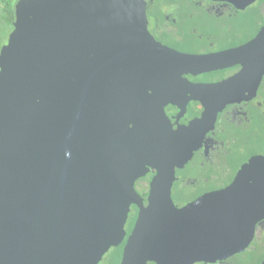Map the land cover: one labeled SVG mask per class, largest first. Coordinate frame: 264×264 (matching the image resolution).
Here are the masks:
<instances>
[{
    "label": "water",
    "instance_id": "obj_1",
    "mask_svg": "<svg viewBox=\"0 0 264 264\" xmlns=\"http://www.w3.org/2000/svg\"><path fill=\"white\" fill-rule=\"evenodd\" d=\"M14 15L0 48V264H98L122 242L119 264L217 263L245 251L264 218V157L177 207L185 135L163 107L184 84L207 93L213 119L254 94L264 25L240 47L192 55L154 39L139 0H17ZM223 62L241 69L211 85L181 76ZM152 169L142 207L134 182Z\"/></svg>",
    "mask_w": 264,
    "mask_h": 264
},
{
    "label": "flooded vegetation",
    "instance_id": "obj_2",
    "mask_svg": "<svg viewBox=\"0 0 264 264\" xmlns=\"http://www.w3.org/2000/svg\"><path fill=\"white\" fill-rule=\"evenodd\" d=\"M139 3L144 6L147 30L154 39L184 54L211 55L240 47L252 40L264 25V0H139ZM218 66L221 67L181 76L191 85H211L241 69L240 65L230 66L227 62ZM180 89L181 93L163 107L172 130L185 135L180 140V155L185 156V161L175 169L171 187V198L177 207L228 187L246 163L264 157V73L254 94L226 104L214 119L213 108H208L205 101L207 93L192 91L186 84ZM193 122H198L195 127L191 126ZM154 174L152 169L134 182L142 207L147 205ZM138 212V206H129L124 225L127 236ZM124 245L122 242L109 249L112 250L109 262L120 247L123 251ZM262 247L264 218L256 223L254 237L242 253L257 252ZM230 258L193 264H236L230 263Z\"/></svg>",
    "mask_w": 264,
    "mask_h": 264
},
{
    "label": "rangeland",
    "instance_id": "obj_3",
    "mask_svg": "<svg viewBox=\"0 0 264 264\" xmlns=\"http://www.w3.org/2000/svg\"><path fill=\"white\" fill-rule=\"evenodd\" d=\"M15 19V15H14ZM11 25L0 27V48L5 45L7 42V37L11 32ZM112 250H109L107 253L104 254L102 259L98 264H109V259L112 255ZM111 252V253H110ZM117 257V256H116ZM264 257V247L260 248L257 252L253 251H246L239 256H233L230 258V263H241V264H256L261 258Z\"/></svg>",
    "mask_w": 264,
    "mask_h": 264
},
{
    "label": "trees",
    "instance_id": "obj_4",
    "mask_svg": "<svg viewBox=\"0 0 264 264\" xmlns=\"http://www.w3.org/2000/svg\"><path fill=\"white\" fill-rule=\"evenodd\" d=\"M17 0H0V27L11 25V31L13 29V21H14V7ZM1 33V31H0ZM118 254H115L117 257H114L109 264H119L120 258H121V252L122 248L118 250ZM242 254H238L236 256H239ZM264 258V257H263ZM261 258L256 264H260V262L263 260ZM241 264V263H236Z\"/></svg>",
    "mask_w": 264,
    "mask_h": 264
}]
</instances>
